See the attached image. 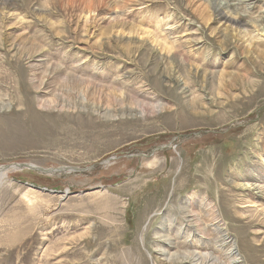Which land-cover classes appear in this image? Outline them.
Masks as SVG:
<instances>
[{"label":"rangeland","instance_id":"374dc122","mask_svg":"<svg viewBox=\"0 0 264 264\" xmlns=\"http://www.w3.org/2000/svg\"><path fill=\"white\" fill-rule=\"evenodd\" d=\"M4 71L0 264H264V0H0Z\"/></svg>","mask_w":264,"mask_h":264},{"label":"bare ground","instance_id":"6f19581e","mask_svg":"<svg viewBox=\"0 0 264 264\" xmlns=\"http://www.w3.org/2000/svg\"><path fill=\"white\" fill-rule=\"evenodd\" d=\"M228 20V19H227ZM172 30V29H171ZM80 50V49H79ZM26 60H28V58L26 59ZM61 67V66H60ZM62 68V67H61ZM54 70V69H53ZM52 70V71H53ZM59 70V69H58ZM26 71L27 70H23L22 68H18L17 70H16V76H17V78H18V81L16 82V84L18 85V87L19 88H22L23 86H24V83H25V77H26V75H27V73H26ZM56 71V70H55ZM51 72V71H50ZM59 72V71H58ZM61 72V71H60ZM59 72V73H60ZM65 72V71H64ZM74 72V71H73ZM75 73V72H74ZM47 74V73H46ZM63 74V73H62ZM0 82L1 83H4V84H8V85H10L11 83H13V77H12V74L10 73V72H8V71H4V72H1L0 73ZM50 75V74H49ZM52 75V74H51ZM68 75H70V74H68ZM60 76H61V73H60ZM71 76V75H70ZM74 76H75V74H74ZM74 76H72V77H74ZM55 77H57L56 75H55ZM69 78V77H68ZM35 79V78H34ZM72 79V78H71ZM74 79V78H73ZM75 79L76 80H73L72 82H71V80L70 79H68V80H65L64 82L66 83H68V85H72V86H78V85H80V84H82L83 82H80L79 80L80 79H77V77L75 76ZM36 80V79H35ZM70 80V81H69ZM168 81H170V80H168ZM172 82H173V79L171 80ZM38 82V81H37ZM167 82V81H166ZM41 84L38 86L39 88L42 86V82H40ZM66 83V84H67ZM174 83V85H175V87H176V89H177V91L179 90V92H180V95L181 96H183L184 97V99L186 98H189V96H190V92H189V90L190 89H187V87L184 85V84H182V82L180 83V82H173ZM45 85H46V83H45ZM70 85V86H71ZM30 86V85H29ZM173 86V85H172ZM46 87V86H45ZM121 87V86H120ZM3 88H5V87H3ZM124 89V88H123ZM125 91V90H124ZM127 96V98L129 97V95L127 94L126 95ZM131 98H133V97H131ZM203 98H205V99H207L208 101H209V104L211 105V106H213L214 104H213V102L214 101H212V99H210V98H208V96L207 95H203ZM134 99V98H133ZM204 99V100H205ZM127 100V99H126ZM141 100H143V99H141ZM146 100V99H145ZM148 100V99H147ZM120 101H122V100H120ZM158 101V100H157ZM156 100L155 101H152L151 100V102L150 103H147V104H143V106H140V104L138 103L139 101L138 100H135V102L137 103V104H135V106H137V107H139V108H141L142 107V114H145V113H147L146 112V108L145 107H151V110L154 112V111H157V112H159L158 110H154V109H158L159 107H160V105H159V103H155V102H157ZM127 102V101H126ZM132 102H133V100H132ZM82 103V102H81ZM80 103V104H81ZM123 103V101L122 102H120V104H122ZM141 103V102H140ZM143 103V102H142ZM207 104V103H206ZM5 106H7V104L5 103V102H3L1 99H0V108H3V107H5ZM212 108V107H211ZM99 110V109H98ZM26 111L28 112V113H32V111H33V103L31 102V101H27V104H26ZM130 112V111H129ZM105 115H107L108 117H113V115H111V112H108V111H106L105 113H104ZM122 115H125V113H123ZM129 115H131L130 113H129ZM114 116H115V114H114ZM118 118V117H117ZM1 184V183H0ZM251 186H253L254 187V183L253 184H251ZM1 187H3L2 185H1ZM254 189H259V187H256L255 186V188ZM1 190V189H0ZM3 190V189H2ZM155 206H156V204H155ZM182 207V206H181ZM174 209H177V207H175ZM177 212H179V213H181L180 215H181V219H182V221L183 222H185V223H188L189 225H191V228H194L195 227V229H196V231L198 230H200V228H199V224L197 225V219L196 220H192V221H189V219H191V218H188L189 216H188V214L185 212V210H184V208L182 209H180V208H178V210H177ZM189 213V212H188ZM144 216H142L141 218H143ZM201 229H203V228H201ZM203 231V230H202ZM191 233V232H190ZM163 239H165V238H168V236L167 235H163V236H161ZM161 239V238H160ZM225 239V238H224ZM222 242V241H221ZM224 242V241H223ZM225 245V244H224ZM158 248H159V251L161 252V253H167V250H166V248H163V247H161V246H158ZM157 247H156V249H158ZM181 255V254H180ZM208 256H210V255H208V254H206V253H198V254H196V253H194V252H189V251H186L185 252V254L183 253V255L182 256H178V259H176V260H178V261H180V264H213V261H215L214 259H213V261H210V259H208ZM212 256V255H211ZM210 256V257H211ZM174 256H169L168 258H167V260H174V258H173ZM172 258V259H171ZM214 258V257H213ZM216 262V261H215ZM218 263V262H217Z\"/></svg>","mask_w":264,"mask_h":264}]
</instances>
